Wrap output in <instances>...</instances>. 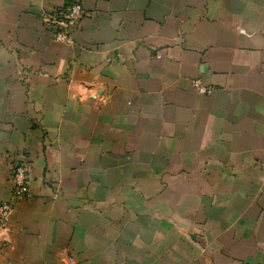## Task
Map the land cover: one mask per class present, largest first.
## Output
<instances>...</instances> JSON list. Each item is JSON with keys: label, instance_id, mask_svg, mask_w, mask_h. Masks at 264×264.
<instances>
[{"label": "crops", "instance_id": "crops-1", "mask_svg": "<svg viewBox=\"0 0 264 264\" xmlns=\"http://www.w3.org/2000/svg\"><path fill=\"white\" fill-rule=\"evenodd\" d=\"M68 2L0 0V264H264V0Z\"/></svg>", "mask_w": 264, "mask_h": 264}, {"label": "built area", "instance_id": "built-area-1", "mask_svg": "<svg viewBox=\"0 0 264 264\" xmlns=\"http://www.w3.org/2000/svg\"><path fill=\"white\" fill-rule=\"evenodd\" d=\"M83 15L82 5L79 0H69L65 8L61 11H54L49 15H45L44 23L50 27L52 37L56 41L71 42L72 31L76 28ZM198 91L209 93L210 88L197 85ZM29 169L25 161H19L12 165L11 193L14 198H21L28 195ZM12 209L11 202H0V245L3 243L1 235L3 232L9 231L8 218Z\"/></svg>", "mask_w": 264, "mask_h": 264}]
</instances>
